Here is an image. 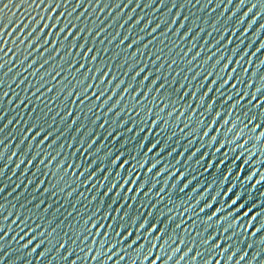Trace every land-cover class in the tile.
I'll list each match as a JSON object with an SVG mask.
<instances>
[{
	"label": "water",
	"instance_id": "obj_1",
	"mask_svg": "<svg viewBox=\"0 0 264 264\" xmlns=\"http://www.w3.org/2000/svg\"><path fill=\"white\" fill-rule=\"evenodd\" d=\"M7 2L8 0H0V7ZM79 2L80 0H53L52 6H49L47 0L43 4L40 0H36V3H32V0H13V3L0 13V22L8 25L4 29L3 38L0 39V43L3 44L0 63L4 65L0 68V129H3L0 131V141H3L0 143V152L3 153V158H0V168L3 169L0 174V187L3 188V192H0V205L3 206L0 224H3L4 230L8 232L3 242V251H0V256L3 257L0 264H49L50 261L52 264H63L60 256L67 255L66 249L58 254L53 248L42 258L39 253L45 248H51L56 241L66 239L65 233L73 237L84 233L86 228L91 227V225H85V221L98 210L100 215L96 216V221L114 225V221H102L101 217L111 211L109 205L115 209L121 204L124 206L122 211L128 212L133 220H136L139 214L151 213L146 216L148 223L160 228L161 232L167 233L164 240L159 242L155 237H152L150 243L141 240L140 243L145 244L146 248H150L151 244L155 243L164 244V241L171 243L177 237L184 240L185 245L181 246V251L176 254L174 261L178 260L184 251L187 252V247H193V244L189 242L196 238L197 232L203 237L207 235L205 232L207 227L213 236L223 233V228H219L218 221L210 223L207 220V216L217 210H219L217 214L221 221L227 217L233 227L237 223L241 225L240 228L235 229L238 233L247 228L249 223H253V226L244 234L246 237L244 242L240 243L241 249L248 251V257L241 262L246 264L248 259L260 251V246L256 244L264 239V231L258 233L256 237H251L255 228L264 226V135H261L264 133V127L254 130L255 123L264 124V115H259L264 113V109H247L249 115L257 113L258 117L253 125L245 128L242 122L245 120V108L238 106L233 109L231 104L225 103L229 96L234 95V90H231L230 86L224 89L223 99L215 92L209 93V96L216 101L212 110H209L207 105L202 104L199 99L200 92L207 89L201 88L200 92H197L196 99H193L191 95L183 99L181 97L184 92L196 91L200 83H205L201 80L205 72L215 73L209 79L224 75L221 71L223 64L213 67L215 57L213 61L208 60V55L215 52L217 48L223 52H217V58L221 54L233 58V64L229 66V70L233 67L240 71L237 81L245 79V83L247 80L253 83L252 89L239 85L242 91L254 93L255 85L264 87V80H259V76L264 75V66H261L259 70L256 68L260 61H264V49L256 52L260 44L264 43V28H261V25H264V11H261L260 5H257L248 12L256 0H245L243 5H240V0H232L230 4L227 0L223 2L212 0L207 5V0H199V3L196 0H190V2L175 0V7H173V0H163V3L161 0H131L130 3L129 0H100L99 3L97 0H83L77 7ZM57 3L59 7H55ZM217 3L220 4L219 7ZM61 13L64 15L61 16ZM57 16L60 17V22L56 28L49 27L40 32L45 23L49 25L55 23ZM77 17H79L78 20ZM185 17L188 18L186 21ZM173 18L176 20L175 23H172ZM37 20L39 24L35 23ZM67 21L75 25L72 29L74 33L83 29L75 40L76 47L70 48L71 37L67 41L63 40L66 32L61 33L59 37L55 35L59 27ZM145 23H148L147 28H144ZM181 23L185 24L184 28H180ZM25 24L28 25L27 28L24 27ZM157 24L160 27L153 33L152 28ZM213 24L216 25L217 30H213ZM224 27H227L228 31L224 33V39L221 40L219 29ZM178 28L179 33L175 35ZM187 28L192 31L188 37L181 40L179 37ZM201 28L204 31L197 34ZM100 29L104 31L96 35ZM30 32L31 36H29ZM209 32L211 35L208 34ZM117 33L119 35L112 40L111 37ZM37 34H39L38 40ZM125 35L129 39L119 44ZM45 36L48 37V44L44 43ZM140 37L142 39H139ZM132 40H138V42L128 48L127 45ZM229 40L231 43H228ZM51 41L57 43L52 44ZM62 41L63 44H60ZM148 41L152 43L144 48ZM194 43L196 47L193 46ZM80 44H84V47L80 48ZM237 44H239L238 54L232 56V49ZM88 48H92L93 51L85 57L84 53ZM189 48H192V51L184 56L183 52ZM44 49L48 50L44 51ZM158 50L162 51L158 53ZM197 51H201V55L189 66V61ZM133 52H137V55L132 56ZM244 53L246 54L242 63L235 64L240 54ZM253 53L256 54L252 55ZM158 54L161 55V61H157L156 64L151 63ZM93 55H97V59L95 62H90ZM26 56L27 59H25ZM45 59H48L46 64ZM171 60H175L176 64L169 69L167 61ZM249 60H251L250 64ZM72 61L74 64L70 68L68 64ZM163 62H165L164 68L159 73L161 79L157 81V85L153 86L150 84L151 79L157 75L156 68ZM81 63L84 67L79 73L75 72ZM129 65L134 66L131 71L128 70ZM142 65L145 66V73H141L136 80H133L134 72ZM244 68H248L246 74L242 71ZM89 69H101V73L97 74V78L93 80L91 75L95 73H87ZM56 72H60V75L53 80L52 77ZM104 72H108L105 82L112 76H116L117 80L113 81V85L123 80L125 85L121 88L131 85L136 88V92H132L129 87L128 93L121 92L119 95L120 90L113 88V92L117 91V96L113 99L120 100L123 97V102L117 104L112 112H107L108 104L100 108L95 107V104H99L100 101L86 100L83 105H79L78 101L73 103L76 100L75 96H70L73 89H77L82 95L84 88L81 82L99 84V75ZM252 72H257V76L252 77ZM147 73L151 75L143 87L140 80ZM194 74L198 75L193 78ZM85 76H89V79L85 80ZM162 82H165V89L161 92L149 91L150 88H155ZM181 84H185L186 87L177 91ZM104 87L106 85L100 84L101 90ZM209 87H216V85H209ZM48 88L53 90L49 92ZM111 88L110 85L106 96L112 94ZM94 91H97L95 87L90 89V92ZM4 92H7L6 96L2 95ZM138 92L146 94L140 97L139 102L134 100ZM260 102L264 103V96L260 97ZM108 103L112 104L113 101ZM208 103L211 104L212 101L209 100ZM195 105H201V107L195 108ZM193 108L195 111L192 110ZM70 111L73 114L67 115ZM117 111L118 114L115 115ZM169 112L173 115L169 116ZM181 113H183L182 116ZM217 113L220 114L219 118ZM36 116H40L39 121L35 120ZM96 117L99 119H95ZM73 120L76 123L73 124ZM213 121L218 122L213 123ZM225 121L231 122L226 124ZM43 122L46 123L45 128L47 124H51L53 135L59 136L52 148H47L51 138L44 145L37 146L39 138L37 141L31 140L35 130L31 133L26 131L30 124ZM102 123L104 127H100ZM70 124L71 127H69ZM130 128L132 131H128ZM142 129L145 130L142 131ZM181 129L184 131L182 132ZM110 132L112 135H109ZM205 132H208V136H204ZM92 139H95L96 143L88 149L87 153H84L83 149L87 148ZM158 141V148L148 152V149ZM29 145H32L31 149ZM97 148L101 149L99 153L96 152ZM77 149L80 150L77 151ZM197 149H199L198 152ZM43 150L45 155L51 153L56 156V160L47 165L40 164L39 161L45 159ZM37 151H41V155L32 160V156L36 155ZM117 152H122L123 158L128 160L125 169L114 167L111 163V159ZM193 152L196 153L195 156L192 155ZM94 157L95 161L89 168V172L95 170L98 165L99 168L93 179L84 184L80 180L83 181L88 173L79 180L72 175V172L75 171L78 175L88 167L89 161ZM29 160H32L31 164L28 163ZM146 161L149 163L145 165ZM61 164H76L81 165V168L65 171L61 169ZM152 164H157V168L149 173L147 169ZM209 164L213 167H209ZM141 165L145 167L142 168ZM133 167L135 173L131 178L135 180L140 177L135 185H125L124 189L117 187L108 196L101 197L107 187L117 181L115 173L119 172L121 176L128 179L130 177L127 170ZM101 168H107L108 172L100 171ZM156 171H161V175L155 176ZM172 172H176L177 176L182 172L184 177L179 179L176 176H170ZM254 172L256 175L252 176ZM105 175L108 176L107 182H104ZM249 176H252L251 180L248 179ZM145 180L149 183H145ZM39 181L44 183L40 185V189H36L35 186ZM101 182H104L102 186ZM120 182L122 183L117 181V185ZM139 183L143 185V189L136 194L135 188ZM184 184H188V188L180 191L184 188ZM53 185H55V195H50ZM72 187L76 190L68 196V191ZM128 187H133L132 193H125ZM161 187H164L165 191L161 193L162 198L158 199L156 192ZM43 188H47L48 192L42 194ZM149 189L148 196H145L143 193ZM117 191L121 193V196L128 195L129 199H118L115 196ZM81 193L84 195L81 196ZM133 195L135 198L131 199ZM93 196L97 197L96 200H92ZM114 199H118L116 204L112 203ZM197 201L200 203L197 204ZM233 201L237 203L233 205ZM154 202L155 207L151 208ZM37 204H40V207H37ZM129 204L132 205L131 209H128ZM208 204H212L213 207L209 208ZM185 207H187V215L183 216V220L186 223L177 229L176 225L181 223V212ZM201 208L204 209L203 212H200ZM45 209L48 210L45 211ZM249 210L251 213L245 216ZM8 213L12 215L4 221L2 216ZM68 213L72 215L69 216ZM111 214L117 216L116 212ZM257 215L258 219L253 221L252 216ZM17 216L21 219L24 217L33 226L42 224L40 231L51 233L52 229L56 230L51 242L41 245L31 257L27 253L31 251L35 242L28 249L20 248L27 237L21 241L17 236L19 221L16 224L12 223ZM232 216L236 219L231 220ZM189 217L197 220L194 230ZM128 223L131 225L132 220ZM137 223H144V219L138 220ZM9 226L11 231L8 230ZM228 227L229 224L224 223V228ZM184 228H187L191 234H186ZM134 230L136 229L129 228V231ZM13 236H17V239L13 240ZM144 236L147 237L148 233L145 232ZM112 239L115 243L117 238L113 235ZM236 239L239 241V237ZM252 240H255L256 244H253L251 249H247V243L253 242ZM87 243L91 246V238ZM178 243L177 239L171 247H175ZM196 243L189 257L195 255L196 251L204 255L197 260L178 261V264H215L217 259L220 260V264H224V258L231 252L230 249L224 257L213 252L212 260V257H208L209 253L203 240L200 244L198 240ZM136 249L129 251L126 264H136L137 260L139 264H148L144 259V255L148 254L147 251L144 250L143 255L138 256L139 244ZM73 250L80 251L79 247L70 245L69 251ZM85 250H87L86 247ZM168 251L171 255L170 249ZM92 254H95V249ZM157 254H160L158 250ZM76 255L82 254L74 252L73 256L69 257V261ZM238 255L233 258V264ZM53 257H56V260H53ZM174 261L170 264H174ZM261 261H264V251L260 252L254 264H260ZM81 264H94V262L82 260ZM101 264H108V262L101 261ZM165 264L169 262L165 261ZM225 264H231V261H225Z\"/></svg>",
	"mask_w": 264,
	"mask_h": 264
},
{
	"label": "snow or ice",
	"instance_id": "obj_2",
	"mask_svg": "<svg viewBox=\"0 0 264 264\" xmlns=\"http://www.w3.org/2000/svg\"><path fill=\"white\" fill-rule=\"evenodd\" d=\"M49 6H52L53 4V0H47ZM83 0H80L79 3H77V7H79L80 3H82ZM100 0H97V3H99ZM131 2V0H129V3ZM190 2V0H189ZM197 3H199V0H196ZM212 2V0H207V4H210ZM220 2H223V0H220ZM227 2L230 4L232 3V0H227ZM13 3V0H8V2L6 4L3 5V7H0V13L4 12V9H6L10 4ZM32 3H36V0H32ZM40 3L43 4L45 3V0H40ZM161 3H163V0H161ZM245 3V0H240V5H243ZM239 5V6H240ZM257 5H260L261 7V11H264V0H256V3H253L252 6L248 9V12H251L253 10V8H256ZM60 5L57 3L55 5V7H59ZM107 6V5H105ZM175 0H173V7H175ZM220 4L217 3V7H219ZM53 10H55L53 8ZM73 11H75V9H73ZM61 16L64 15V13L60 14ZM69 15H71V13H69ZM83 15V14H81ZM245 15H247V13H245ZM177 16H179V13H177ZM49 19H51V17H49ZM79 19V17H77V20ZM188 18L185 17L184 20L186 21ZM60 22V17L57 16L56 17V22L49 25L47 23H45L43 25V28L40 29V32H43V30L45 28H56L57 24H59ZM139 22V21H137ZM176 20L175 18H173L172 23H175ZM255 22V21H253ZM36 24H39V20L35 21ZM150 23V21L148 22ZM148 23L144 24V28L148 27ZM207 23V22H205ZM8 25H5L3 22H0V39L3 38V33H4V29L7 28ZM25 28L28 27L27 24L24 25ZM75 27L74 24H72L70 21L65 22L62 26L59 27L58 31L55 33V35L57 37L60 36L61 33H65L66 35L64 36L63 40L67 41L70 37L72 38V44L70 45V48L72 47H76L75 44V40L77 37H79L80 32L83 31V29H80L77 32H73L72 29ZM160 25L157 24L156 27L152 28V32L155 33L157 28H159ZM185 24L181 23L180 24V28H184ZM196 27V25H195ZM249 27H251V24H249ZM213 30H217L216 29V25L213 24L212 25ZM261 28H264V25H261ZM35 27H33V31H35ZM67 30V31H66ZM104 31V29H100L99 32L96 33V35H99L100 32ZM192 31V29L187 28L186 31H184V33L179 37L181 40H183L184 38L188 37L189 33ZM204 31L203 28L199 29L197 34ZM228 31L227 27H224L222 29H219L220 32V39L223 40L224 39V33H226ZM177 33H179V28L176 30V32L174 33L175 35H177ZM209 35H211V32L208 33ZM9 35H11V33H9ZM32 33H29V36H31ZM49 35H51V33H49ZM119 33H117L116 35L112 36L111 39L115 40L116 36H118ZM39 39V34H37V40ZM129 37L127 35L123 36V38L120 40L119 44H123L124 41L128 40ZM139 39H142V37H140ZM23 42V41H21ZM138 42V40H132L127 47L131 48L134 44H136ZM44 43L48 44L49 40L48 37L45 36L44 39ZM52 44H56V41H51ZM152 41H148L147 44L144 45V48H147L149 44H151ZM228 43H231V41L229 40ZM60 44H63V41L60 42ZM59 44V46H60ZM119 44L117 45V47L119 48ZM194 47H196L195 43L193 44ZM80 48L84 47V44H80L79 45ZM60 48V47H59ZM261 49H264V43H261L260 46L256 49V52H259ZM48 49H44V51H47ZM238 50H239V44H237V46L235 48L232 49V56L237 55L238 54ZM93 49L92 48H88L87 51L84 53V56L87 57L89 52H92ZM105 51H107V49H105ZM140 51V50H139ZM162 50H158L157 52L160 53ZM192 51V48H189L187 51L183 52L184 56H187L190 52ZM201 51H203V48H201ZM201 51H197L195 52V54L192 56V60L189 61V66L191 65V63L201 55ZM0 52H3V44L0 43ZM223 53L220 52V49L217 48L215 52H212V54L208 55V60L209 61H213V57H215L214 60V65L213 67H216L218 65L223 64V68L221 69V71L224 73L223 76H220L218 78L215 79H209L210 77H213L215 75V73L213 72H205L203 74V76L201 77V80L205 81V83H200L199 84V88L196 91H192L191 93L184 92L183 96L181 97V99H183L186 96L191 95L193 99L197 98V92H200V89H207V91H203L200 92V96L199 99L201 100L202 104H206L209 110H212L213 105L216 103L215 100H213L212 96H209V93L215 92L217 93L221 99L224 98L225 96V92L224 89L226 87L230 86L231 90H234V95L229 96L227 98V100H225L226 104H231V107L233 109H236L238 106H243L245 108V120L242 121L245 125V128H248L250 125H253V123L257 120L258 114L257 113H253L251 115H249L247 109L249 108H260V109H264V103L260 102V97L264 96V87H257L255 85V92H251V91H242L239 87V85H245L247 88L252 89L253 88V83H249L248 80L245 83V79L244 80H239L237 81V77L239 76V72L237 70V68H231L229 70V66L231 64H233V58H230L229 56H226L224 54H221L219 58H217L216 53ZM5 55L7 53H4ZM71 53H69L70 55ZM79 54V53H78ZM244 54H240L239 59H237L235 61V64L240 65L242 63V61L244 60ZM256 53H253L252 55H255ZM98 55V53H97ZM97 55H93L91 56V60L90 62H95L97 59ZM132 56H136L137 52H133L131 54ZM0 59H2V57H0ZM25 59H27V56L25 57ZM63 61V58H62ZM157 61H161V55L158 54L156 55L155 59L151 61V63L156 64ZM226 61V63H225ZM33 63H35V61H33ZM44 63H48V59L44 60ZM139 63V62H137ZM248 63H251V60L248 61ZM74 64V62L72 61L71 63L68 64V66L70 68H72V65ZM168 64V68L171 69L172 65L176 64L175 60H171V61H167ZM165 62L160 63L159 66L156 68V72L157 75L154 76L151 79L150 84L151 85H157V81L161 79V76L159 75V73L161 72V70L164 68ZM3 64L0 63V68H3ZM261 66H264V61H260L259 65H256L257 70L260 69ZM29 67H31V65H29ZM84 67V64L81 63L79 65L78 68L75 69V72H80V69ZM134 66L133 65H129V71L132 70ZM245 74L248 72V68H244L242 70ZM87 73L91 72V73H95V75H91V79L95 80L97 78V74L101 73V69H89L88 71H86ZM141 73H145V66H140L135 72L134 75L132 77L133 80H136V77H139L141 75ZM35 74V73H33ZM127 74V73H125ZM48 75V73H47ZM60 75V72H56L55 76L52 77L53 80L56 79L57 76ZM108 75V72H104L102 75H99V84H85L83 82H81V86L84 88V92L83 94H79V91L77 89H73V91L70 93V96H75L76 100L73 101V103H76L77 101L79 102V105H83L85 103V101H100L99 104H95V107H102L105 104H108L107 107V112H112L113 109L116 108V105L119 103L123 102V97L120 98V100H114L113 98L117 96V91L113 92L112 89L116 88L119 89V95L121 92L124 93H128L129 91V87H131L132 92H136V88H134L133 86L129 85V86H124L123 88H121L122 85H125V81L120 80L118 83L116 82L113 85V81H116L117 78L116 76H112V78L110 80H108L107 82H105V77ZM151 75V73H147L143 76V78L140 80L141 84L143 87H145V81L149 80V76ZM177 75H179L177 73ZM198 74H194L193 78H195V76ZM257 76V72H252V77H256ZM227 77V78H225ZM103 78V79H101ZM43 79V77H42ZM64 79L66 80L67 77L65 76ZM89 76H85V80H88ZM167 78L165 76V82H166ZM259 80H264V75H260L259 76ZM232 81H237V83H232ZM165 82L160 83L157 87L155 88H150L149 91H156V92H161L162 89H165ZM231 82V83H230ZM100 84H104L106 85V87H104L102 90L100 89ZM112 86L111 88V95H105L106 93L109 92V86ZM209 85H216V87H209ZM41 87H43V84H41ZM93 87H95L97 89V91L94 92H90V89H92ZM148 87V86H147ZM186 85L185 84H181L180 85V89H177V91H180L181 89L185 88ZM53 89L52 88H48L47 91L51 92ZM89 93H91V95H89ZM2 95L6 96L7 92H4ZM146 94L143 92H138L137 95L134 97V100H136L137 102H139L140 97L141 96H145ZM250 97V98H249ZM103 98V99H102ZM206 98H207V102H206ZM246 98H248L246 100ZM37 99H39V97H37ZM211 100L212 103L209 104L208 101ZM246 100V102H245ZM109 101H113L112 104H109ZM174 107V106H173ZM190 107V105H189ZM201 107V105H195V108H199ZM195 108H193L192 110L195 111ZM91 111V109L89 110ZM119 111V110H118ZM118 111L115 113L118 114ZM73 113L70 111L69 113H67V115H72ZM169 116H172L173 114L171 112L168 113ZM181 116L183 115V113L180 114ZM259 115H264V113H261ZM217 117H220V114L217 113ZM66 118V117H65ZM95 119H99V117H96ZM35 120L39 121L40 120V116H36ZM63 122V121H61ZM218 121H213V123H216ZM231 121H225L226 124L230 123ZM9 123H11V121H9ZM72 123H76L75 120L72 121ZM106 123V122H105ZM45 122L40 123V124H30V126L28 127V129L26 130L27 132L31 133L34 131V134L31 137L32 141H37V138H39V140L37 141V146L40 145H44L45 142L49 141L51 138V142L48 144L47 148H52L53 144L56 143L57 139L59 138L58 135H53V129L51 124H47V128H45ZM6 126V125H5ZM158 126V125H156ZM69 127H71V124L69 125ZM100 127H104V124L102 123L100 125ZM261 127H264V124L261 123H255L254 124V130H259ZM145 129H142V131H144ZM0 131H3V129H0ZM77 131H79V129H77ZM128 131H132V128L128 129ZM181 131L183 132L184 129H181ZM231 131V129L229 130ZM109 135H112V133L110 132ZM261 135H264V133H261ZM204 136H208V132L204 133ZM27 138V137H25ZM213 141H215V137H213ZM0 143H3V141H0ZM96 143L95 139H92L89 143L87 148L83 149L84 153L88 152V149H91L93 144ZM71 146V145H69ZM159 146V141L154 144L152 146V148L148 149V152H152L154 151L156 148H158ZM32 145H29V149H31ZM62 148V147H61ZM39 149V148H38ZM80 149H77V151H79ZM100 148L96 149V152L99 153L100 152ZM163 151V150H162ZM199 151V149H197V152ZM217 151H219V149H217ZM75 154V153H74ZM171 155V153H169ZM41 155V151H37L36 155L32 156V160H35L38 156ZM43 155H45V150H43ZM59 155V153L57 154ZM111 152H109V156H111ZM193 156L196 155L195 152L192 153ZM0 158H3V153L0 152ZM10 159V158H9ZM32 160H29L28 163L31 164ZM53 160H56V156H53L51 153H47V155H45V159H41L39 161L40 164L42 165H47L49 163H51ZM95 161V157L89 161V165L87 168H84L83 171L79 172V174L77 175L75 173V171L72 172V175L74 177H76L77 179L80 180L81 177L85 176V173H88L87 177L80 182L87 184L86 182L90 181L93 179V177L96 174L97 168H99V165L97 166V168L91 172H89V168L92 166L93 162ZM23 162V161H21ZM57 163H60L59 161H57ZM111 163L113 164L114 167L117 168H124L125 169V165L128 164V160L123 158V153L122 152H117V154L111 159ZM149 163L148 161L145 162V165ZM197 163H199V161H197ZM145 165H141V167H145ZM209 167H213L212 164L208 165ZM17 167H19V165H17ZM81 168V165H76V164H61V169L68 171L70 169H79ZM157 168V164H152L151 167H149L147 169V171L149 173L153 172V169ZM100 171H105L106 173L108 172V169L106 168H101L99 169ZM25 171H27V169H25ZM3 169L0 168V174H2ZM128 175L130 178L125 179L123 176L120 175L119 172L115 173V176L117 177V181H122V183L120 182L119 185H117V181L116 182H112L110 184V187H107V189L101 194V197H105L108 196L109 193L113 192V189L119 187L120 189H124L125 185H135L137 183V181L140 179V177H137L135 180L132 179L131 177L134 176L133 174L135 173V168H131L127 170ZM161 171H156L155 172V176H160L161 175ZM170 176H176V178H182L183 173L180 172L179 175H176V172H172L169 174ZM256 173L254 172L252 174V176H255ZM252 176H249L248 179L251 180ZM225 179H228V177H225ZM108 180V176L105 175L104 176V182H107ZM104 182H101L100 185L102 186L104 184ZM29 183H31V181H29ZM44 183V181H39L36 184V189H40V185H42ZM145 183H149V181L145 180ZM257 183H260V181H257ZM69 187V186H68ZM93 187H96L95 185H93ZM153 187H155V185H153ZM172 187H175V185H172ZM188 188V184H184V188L180 189V191H184V189ZM143 189V185H141L139 183L138 187L135 188V193L139 194L141 192V190ZM75 187H72L70 191H68V196H71L73 191H75ZM63 191V189H62ZM149 191L144 192L143 194L145 196H148ZM165 191L164 187H161L159 189V191L156 192V197L158 199L162 198L161 193H163ZM229 191H231V189H229ZM0 192H3V188L0 187ZM48 189L47 188H43L42 189V194L43 193H47ZM133 192V187H128L127 191L125 193H132ZM50 195H55V185H53L52 188V192L50 193ZM84 194L81 193V196H83ZM115 196L118 199H122V200H128L129 196H121V193L119 191H117L115 193ZM96 196L92 197V200H96ZM135 195H133L131 197V199H134ZM230 198V197H229ZM118 199H114L112 201L113 204H116V201ZM214 199V198H213ZM239 199V198H238ZM41 203H43V201H41ZM200 201H197V204H199ZM237 203V201H233V205H235ZM37 207H40V204H37ZM124 206L121 204L119 205L118 208H112L111 205H109V208L111 209V211L106 214L103 215L101 217L102 221H114V225L113 223H107L105 224L104 222H100V221H96V216L100 215L99 210L96 213H93L92 216H89L88 219L85 221V225H91L90 228H86L85 232L82 233L79 236H75L73 237L72 235L70 236L69 233H65V237L66 239H64L63 241H56L55 243L52 244L51 248H45L43 251H41L39 253V256L42 258L45 256V253L50 252L53 248L55 249V251L59 254L61 252V250L66 249L67 255H62L60 256L62 258V262L63 264H81L82 260L85 261H93L94 264H101V261H107L108 264H110V262H112V264H119V262H124V264H126L127 258H128V253L130 250H137L136 246L139 244V250H138V256L139 255H143L144 250L147 251V255H144V259L148 262V264H165V261L169 262H173L174 261V257H176V254L178 252L181 251V246L185 245L184 240L180 239L179 237H177V239L179 240V243L176 244L175 247H171V244L176 243L177 239L173 240L171 243H168V241H164V244H160V243H155V244H151L150 248H146L145 244L140 243L141 240H146L150 243L152 237H155L156 241H162L164 240V236L167 235L166 232H161V229L158 228L157 226H154L152 224H149L146 216L150 215L151 213H147V214H139L137 216L136 220H133L132 216L126 212V211H122V208ZM155 207V202L151 205V208ZM208 207L211 208L213 207L212 204H208ZM242 208L244 207L243 205L241 206ZM132 205L129 204L128 205V209H131ZM48 209H45V211H47ZM58 211V210H57ZM204 209L201 208L200 212H203ZM112 212H116L117 216H113L111 213ZM219 212V210H217L216 212H213L212 215H208L207 216V220L210 223L219 222V228H223V233L218 234L216 236H213L211 231L208 230V228H205V232L207 233V235L201 237L200 234L197 232L196 233V238L192 241H190L189 243L193 244V247H187L188 250L187 252H183L182 255L179 256L178 260L175 259L174 264H178V261H187L189 259L192 260H197L198 257H201L202 255H204V253H201L200 251H196L195 255H192L191 257H189V253H191L193 251V248L196 247L197 245V240L199 241V244L201 243V240H203L204 244L206 245V250L209 253L208 257H212L213 260V252L217 253V255H220L221 257H224V254L229 253V250L231 249L230 254L226 255V258H224V264L225 261H231V264H233V258L238 255V258L235 259L234 264H241L242 261L246 260V257H248V251L247 250H242L240 247V243H243L245 240V233L248 232V229L251 228L253 226V223H249L247 228H244L241 232H236V228H240L241 225L239 223H237L235 225V227L232 226L231 221L225 217V219L223 221L220 220L219 215L217 214ZM0 213H3V206L0 205ZM251 213V210H249V212L245 213V216L249 215ZM12 213H8V215L2 216L3 220L6 221L8 219V216H11ZM69 216L72 215V213H68ZM187 215V207H185L183 209V211L181 212V223L176 225V228L179 229L181 228V225L186 223L183 220V216ZM197 217H199V213L196 214ZM215 218V221H214ZM140 219H144V223L142 224H138L137 221ZM236 217L232 216L231 220H235ZM258 219V215L257 216H252V220L256 221ZM132 220V224L129 225L128 221ZM17 221H19V232L17 233V236L19 237V240L23 241L25 240V238L27 237V240L25 243H23L22 245H20L21 249H28L30 245H33L34 242V246L31 248V251H29L27 253V255L29 257L32 256L33 253H35L37 251L38 248L41 247V245L44 244H49L51 242L52 237L54 236L56 230L52 229V232L49 233L48 231H40V229L43 227L42 224H35V226H33V224H29L27 222V220L23 217V219L20 218V216H17L16 220H13L12 223L16 224ZM189 221H191V223L193 224V230L195 229V225L197 224V220L196 219H192L191 217H189ZM224 223H228L229 227L228 228H224ZM133 228L136 229L134 231H129V228ZM116 229H119V231H116ZM149 229H151V231H149ZM9 231H11V226H9L8 228ZM103 230V231H102ZM184 231L186 234H191L188 232L187 228H184ZM213 231H215V229H213ZM262 231H264V226L260 227V228H255V231H253L251 233V237H256L258 233H261ZM147 232L148 236L145 237L144 233ZM20 233H23L22 235ZM125 233H127V236H125ZM157 233H160V235H157ZM229 233H231V235H229ZM8 235V232L4 230V225L0 224V251H3V242L5 237ZM115 236L117 239L115 241V243H113V239L112 236ZM17 236H13L12 239L16 240ZM99 237H103V239H98ZM133 237H135V239H133ZM237 237H239V241H237ZM91 238V246H89V244L87 243L89 241V239ZM256 240V239H255ZM255 240H252L253 242H249L247 243V249H251L253 247V244L255 243ZM129 241H131V243H129ZM79 242V244H78ZM222 244L224 245L222 247ZM70 245H75L76 247H79L80 251L76 252L75 250L73 251H69V246ZM83 245V246H81ZM96 245H99V247H96ZM124 245H127V247H124ZM166 245V247H165ZM239 245V247L237 246ZM258 246H260V251H257L252 257L251 259H248L246 264H254V262L257 260V257H259L260 252L264 251V239H261L259 244H256ZM159 246V247H158ZM85 247L87 250H85ZM95 249V254L93 255V250ZM168 249H170V252L172 253L171 255H169V251ZM157 250L159 251L160 254H157ZM217 250H219L217 252ZM80 253L82 255H76L75 258L71 259L69 261V257L73 256V253ZM115 258V259H114ZM3 260V257L0 256V261ZM53 260H56V257H53ZM261 261L260 264H262ZM49 264H52V261L49 262ZM136 264H139V260L136 261ZM215 264H220V260L217 259Z\"/></svg>",
	"mask_w": 264,
	"mask_h": 264
}]
</instances>
